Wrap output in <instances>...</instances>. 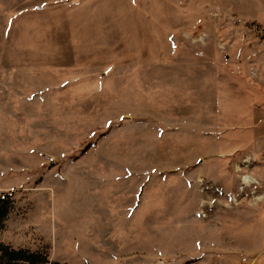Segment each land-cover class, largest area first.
<instances>
[{"label": "rangeland", "instance_id": "obj_1", "mask_svg": "<svg viewBox=\"0 0 264 264\" xmlns=\"http://www.w3.org/2000/svg\"><path fill=\"white\" fill-rule=\"evenodd\" d=\"M2 193L52 263L264 264V0H0Z\"/></svg>", "mask_w": 264, "mask_h": 264}, {"label": "trees", "instance_id": "obj_2", "mask_svg": "<svg viewBox=\"0 0 264 264\" xmlns=\"http://www.w3.org/2000/svg\"><path fill=\"white\" fill-rule=\"evenodd\" d=\"M14 209V199L10 193L0 194V231ZM0 264H59L52 263L43 252L14 249L0 243Z\"/></svg>", "mask_w": 264, "mask_h": 264}, {"label": "crops", "instance_id": "obj_3", "mask_svg": "<svg viewBox=\"0 0 264 264\" xmlns=\"http://www.w3.org/2000/svg\"><path fill=\"white\" fill-rule=\"evenodd\" d=\"M8 103H10V102H8ZM131 177L132 175H127V174H125V175H120V174H117L116 175V179H114V180H109V181H106V182H100V183H102V184H104V183H110V184H119L120 183V179H118L117 180V178H121V177H124V178H126V177ZM123 181H124V185H125V183H126V179H123ZM124 203H125V201H123ZM121 209L122 208H124V206H123V204H122V206L120 207ZM127 216H128V218H131V216H132V210H130L129 209V211L127 212V214H124V212H122V211H120L119 212V215H117V216H115L114 217V219L113 220H115V221H117V219L118 218H122V219H126L127 218ZM113 222V221H112ZM111 222V223H112ZM119 222V221H118ZM120 223H123L124 224V222H120ZM122 232H123V230H122ZM125 232H126V230H125ZM123 238H118V240L117 239H115V241H117L116 242V247H117V249L115 250V251H113V252H115V253H113V254H116V255H118V256H116V255H112V259H113V261H114V263H117V262H119L120 260H122L123 258V256H124V254L122 255V251H124V250H122V248H120V249H118L119 248V246L121 245V244H119L120 242H121V240H122ZM105 241L106 242H108V244H109V239L108 240H106L105 239ZM119 241V242H118Z\"/></svg>", "mask_w": 264, "mask_h": 264}, {"label": "bare ground", "instance_id": "obj_4", "mask_svg": "<svg viewBox=\"0 0 264 264\" xmlns=\"http://www.w3.org/2000/svg\"><path fill=\"white\" fill-rule=\"evenodd\" d=\"M242 183L244 185H247V186L251 185V184H257L256 181L253 178L249 177V176L243 177Z\"/></svg>", "mask_w": 264, "mask_h": 264}]
</instances>
